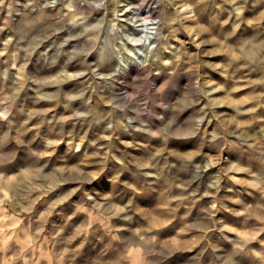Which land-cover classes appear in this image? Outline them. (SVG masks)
Masks as SVG:
<instances>
[{"label": "rangeland", "instance_id": "obj_1", "mask_svg": "<svg viewBox=\"0 0 264 264\" xmlns=\"http://www.w3.org/2000/svg\"><path fill=\"white\" fill-rule=\"evenodd\" d=\"M263 38L264 0H0V264H264Z\"/></svg>", "mask_w": 264, "mask_h": 264}, {"label": "bare ground", "instance_id": "obj_2", "mask_svg": "<svg viewBox=\"0 0 264 264\" xmlns=\"http://www.w3.org/2000/svg\"><path fill=\"white\" fill-rule=\"evenodd\" d=\"M102 2V1H101ZM135 2V1H134ZM130 3V2H129ZM98 4V3H97ZM105 4V3H104ZM131 4V3H130ZM136 4V3H135ZM138 4V3H137ZM77 5V4H76ZM78 6H80V5H78ZM81 7V6H80ZM132 7V6H131ZM99 9V8H98ZM125 9H127L126 7H125ZM129 9H131V8H129ZM79 8H76V11L73 13V14H71L68 18H67V20H66V24L68 25V29L69 30H71V32H72V30L73 31H75V32H78L79 34H85L86 35V33L88 32V30H90V29H88V23H87V20H89L88 18H86V17H83V15H80L79 14ZM81 10H83V8L81 9ZM133 10V9H132ZM135 10V9H134ZM74 11V10H73ZM124 11V10H123ZM140 11V10H139ZM82 12V11H81ZM125 12V11H124ZM127 12V11H126ZM126 12H125V15H126V17L128 18V19H131V18H129L130 16H134V12L133 11H130V10H128V14H126ZM136 12V11H135ZM96 13V12H95ZM142 14L144 13V14H146L145 15V22H149V25H153V27H150V28H148L149 29V31H150V29H155V25H154V21L155 20H157L156 18H157V13H156V11H155V9H148V10H146L145 12H141ZM106 15H107V13H106ZM130 15V16H129ZM141 15V14H140ZM89 17V16H88ZM105 17V16H104ZM138 17H140V16H138ZM98 18V17H97ZM96 18V19H97ZM100 18H101V16H100ZM95 19V20H96ZM102 19V18H101ZM138 19V18H137ZM141 19H142V17H141ZM159 19V18H158ZM100 21H102V20H100ZM65 22V21H64ZM92 22V21H91ZM132 22V21H131ZM144 22V23H145ZM66 24H65V26H66ZM98 24V23H97ZM104 24V23H103ZM146 24V23H145ZM90 25H92V24H90ZM132 25V24H131ZM131 25H126V27H123L122 28V31H125V30H130V29H132V28H134V26H131ZM110 26V25H109ZM144 26H146V25H144ZM98 27H99V25H98ZM67 28V27H66ZM97 28V27H96ZM146 28V27H145ZM115 29V28H114ZM113 29V30H114ZM125 29V30H124ZM110 30V29H109ZM121 30V29H120ZM135 31V30H134ZM101 32V31H100ZM105 32H106V30H105ZM110 32V31H109ZM248 32H249V30H248ZM257 32V31H256ZM122 33V32H121ZM155 33V32H154ZM154 33H152V32H149L148 33V39H149V42L151 43H155L156 44V46L155 47H157V45L158 44H161L162 43V40H161V38L160 37H157L156 36V34H154ZM158 33V32H157ZM73 34V33H72ZM87 34H90V33H87ZM115 33H113L112 35H114ZM254 34V33H253ZM67 35H69V33L67 34ZM106 35V34H105ZM105 35H102V36H105ZM109 35H110V33H109ZM136 35V34H135ZM134 35V36H135ZM144 35V34H143ZM150 35V36H149ZM73 36V35H72ZM88 36V35H87ZM125 36H127V35H125ZM140 36V35H139ZM73 37H75V35L73 36ZM93 37V36H92ZM98 37V36H97ZM129 37V36H128ZM72 38V37H71ZM83 38V37H82ZM109 38V37H108ZM127 38V37H126ZM116 39V38H115ZM130 39H131V37L129 38V39H127V41L129 40L130 41ZM264 39V38H263ZM100 40V39H99ZM113 40V39H112ZM131 40H133V38L131 39ZM135 40V39H134ZM137 40H139V39H137ZM151 40V41H150ZM161 40V41H160ZM101 41V40H100ZM116 42H117V40H115ZM250 41V40H249ZM113 42V41H112ZM133 42V41H132ZM131 42V43H132ZM250 42H253L252 40L250 41ZM102 43H104V45H102V46H100L99 48H98V51L96 52V54H95V61H97V64H94V66L92 67V70L90 71L89 69H87V71L89 70L90 72L89 73H87V75H89V77L91 78V76L93 77V76H97V79H98V81H99V83L100 82H108V84H113V89H114V92H115V95H114V97H116L117 98V101L124 107V106H126L128 103H130L131 102V99H132V95L130 94V91H129V82H130V80H136V79H139L142 75L144 76V74H142V71L144 70V68H139L137 65H133V64H126L124 67H121V68H119L118 67V63H117V61H118V58H117V56H116V54H115V52L116 51H114V49H113V47L112 46H110V42H109V40L108 39H104L103 41H102ZM120 43V42H119ZM72 44V43H71ZM114 44V43H113ZM112 44V45H113ZM99 45V44H98ZM121 46H122V44H120ZM125 45V44H124ZM131 45H133V43L131 44ZM143 45V44H142ZM151 45V44H150ZM162 45V44H161ZM145 46H146V44H145ZM115 47V46H114ZM247 47V46H246ZM75 48V47H74ZM123 48V47H122ZM254 48H256V47H252L251 48V51L252 50H254ZM72 49V48H71ZM117 49V48H116ZM163 49H164V47H163ZM260 49V48H259ZM45 50V49H44ZM88 50V49H87ZM250 51V52H251ZM145 52V51H144ZM247 52V51H246ZM159 53V52H158ZM249 52H247L246 54H248ZM258 53V52H257ZM260 53V52H259ZM73 54V53H72ZM88 55V54H87ZM146 55V54H145ZM258 56V55H257ZM86 57V56H85ZM90 57V56H89ZM251 57V56H250ZM259 57V56H258ZM87 58V57H86ZM179 59V58H178ZM255 59V58H254ZM84 60V59H83ZM75 61H78V60H75ZM132 61V60H131ZM124 62V61H123ZM138 63V62H137ZM139 64V63H138ZM115 65H117V67H118V69L116 68V69H113L114 68V66ZM73 71V70H72ZM158 74H159V72H158ZM198 74V73H197ZM151 75V74H150ZM80 76V74H78V73H71V80L72 79H76L77 77H79ZM81 77V76H80ZM153 77V76H152ZM84 78V77H83ZM95 80V79H94ZM87 81V80H86ZM75 82V81H74ZM88 82V81H87ZM152 82V81H151ZM160 82V81H159ZM95 83V82H94ZM156 83V82H155ZM135 84V83H134ZM100 85V84H99ZM95 86V85H94ZM195 86H197V85H195ZM193 87H194V85H193ZM198 87V86H197ZM109 88H111V87H109ZM162 88V87H161ZM88 89L90 90L91 88H89L88 87ZM100 89V88H99ZM156 89V88H155ZM102 90V89H101ZM132 90V89H131ZM135 90V89H134ZM81 91V90H80ZM136 91V90H135ZM194 91V90H193ZM196 91V90H195ZM95 92V91H94ZM109 92V91H108ZM133 92V91H132ZM131 92V93H132ZM104 93V92H103ZM108 94V93H107ZM194 94V93H193ZM77 96L79 95V94H76ZM81 95H83V94H81ZM101 95V94H100ZM74 96V95H73ZM80 96V95H79ZM104 95H102V96H100L98 99V103H105V104H107L109 107H111V111H112V109H113V102H111V101H109L108 99H106V98H104L103 97ZM113 96V95H112ZM113 97V98H114ZM112 98V97H111ZM196 99V98H195ZM94 101V100H93ZM134 101V100H133ZM134 103H135V101H134ZM97 105H99V104H97ZM122 107V108H123ZM89 108V107H88ZM93 108H96V107H93ZM100 108V107H99ZM118 108V107H117ZM97 110V109H96ZM124 111V110H123ZM136 111V110H135ZM97 112V117H96V119H97V121H99V123H101L102 121H103V119L101 118V112L102 111H100V109H99V111H96ZM114 112V111H113ZM134 112V111H133ZM81 113H82V111H81ZM90 113V112H89ZM112 113V112H111ZM135 113V112H134ZM79 114V113H78ZM88 114V113H87ZM83 115V114H82ZM110 115V114H109ZM113 115V114H112ZM114 115H115V113H114ZM119 115V114H118ZM80 117V116H79ZM88 117V116H87ZM115 117V116H114ZM133 118V117H132ZM132 118L130 117V121H132ZM80 119V118H79ZM108 119V118H107ZM114 121H115V119H114ZM119 121V120H118ZM85 122V121H84ZM110 122V121H109ZM108 122V123H109ZM120 122V121H119ZM118 122V123H119ZM111 124H114L113 123V121H112V123ZM131 124V123H130ZM116 123H115V126L114 127H116ZM118 126H120V125H118ZM101 128H103V127H101ZM69 174H70V172H69ZM78 174V173H77ZM68 175V174H67ZM77 176V175H76ZM72 177V176H71ZM75 177V176H74ZM80 178V177H79ZM77 180V179H76ZM70 181V180H69ZM73 182V181H72ZM62 184V183H61ZM51 189V188H50ZM77 190V189H76ZM65 191V190H64ZM47 195V194H46ZM44 196V195H43ZM41 197V196H40ZM51 198V197H50ZM69 201V200H68ZM64 202V201H63ZM89 214H94L95 215V217L98 219V220H101V218L99 217V215L97 214V213H93V212H91V211H89ZM94 217V218H95ZM90 220H91V218H90Z\"/></svg>", "mask_w": 264, "mask_h": 264}]
</instances>
